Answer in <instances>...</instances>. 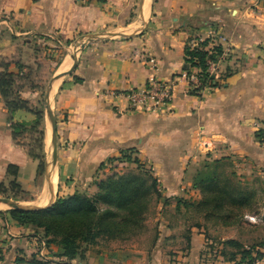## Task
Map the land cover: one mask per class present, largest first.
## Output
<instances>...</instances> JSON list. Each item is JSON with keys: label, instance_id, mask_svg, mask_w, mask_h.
<instances>
[{"label": "crops", "instance_id": "obj_1", "mask_svg": "<svg viewBox=\"0 0 264 264\" xmlns=\"http://www.w3.org/2000/svg\"><path fill=\"white\" fill-rule=\"evenodd\" d=\"M209 31L224 40L219 45L226 56L217 87L194 96L184 78V48L190 37ZM89 35L103 39L85 45L50 98L55 200L101 179L105 168H98L110 159L109 169L138 166L161 191L142 235L98 239L68 264H246L239 255L229 258L235 251L224 243L264 245V147L256 138L264 127V0H0V73L14 76L16 96L26 103L10 120L0 95V182L8 166L19 169L24 189L41 178L40 162L31 147L15 143L10 125L28 127L42 111L41 59L52 61L58 50ZM150 80L174 82L162 116L131 112L125 99L111 96ZM202 141L213 151L203 152ZM127 151L137 165L116 161ZM206 178L253 196L255 204L241 214L261 217L252 224L258 236L207 237L197 208L199 182ZM62 253L46 245L41 231L0 216V264H63Z\"/></svg>", "mask_w": 264, "mask_h": 264}, {"label": "trees", "instance_id": "obj_2", "mask_svg": "<svg viewBox=\"0 0 264 264\" xmlns=\"http://www.w3.org/2000/svg\"><path fill=\"white\" fill-rule=\"evenodd\" d=\"M190 37L184 48V69L187 73L191 69L197 70V75L202 86L217 87V82L211 83V78L206 72V61L213 59L221 53V47H215L209 55L207 49L208 40L199 43L196 47H190ZM19 87L16 86L14 76L6 72L0 73V95L9 113L10 120L13 114L22 109H26V103L16 96ZM199 96L200 94L192 93ZM35 120L26 127L22 124L12 123L10 129L12 139L22 134H29L31 138L36 135L35 147L30 149V156L40 162V172L42 164L40 148L44 136V129L40 128L44 122L42 111L38 109L34 112ZM262 131L256 133L259 141ZM132 152H123L118 163L137 165V160L131 158ZM115 160L110 159L106 164H101L99 170L108 165H112ZM14 167V168H13ZM16 166H8L6 174L16 171ZM135 173L114 174L105 180H101L97 185V192L93 198H86L84 195L74 194L65 199L58 198L54 204L45 210L24 212L10 210L0 213V216L7 214L11 220L19 225H27L33 230L42 232L46 245L56 244L63 253L60 256L63 264H68L82 253L83 246H89L98 239L116 240L125 239L135 234L140 228L145 214L148 211V202L154 196L160 198V193L156 190V182L148 173L137 166ZM15 175V172H13ZM8 175V176H9ZM15 177V176H13ZM203 198L197 208L203 213L204 221H219L224 226H233L242 216L241 212L254 205L253 196L244 193L237 185L230 182L217 183L214 178H209L200 182ZM225 247L234 249V253L229 254L233 259L239 255L246 264H253L260 255L252 257L255 249L264 248V245L250 246L246 249L235 241H227ZM223 257H228L223 251ZM35 264H45L38 263Z\"/></svg>", "mask_w": 264, "mask_h": 264}, {"label": "rangeland", "instance_id": "obj_3", "mask_svg": "<svg viewBox=\"0 0 264 264\" xmlns=\"http://www.w3.org/2000/svg\"><path fill=\"white\" fill-rule=\"evenodd\" d=\"M84 42H85V38H82V37L79 39L73 40L71 45L65 47V49H63L61 51L58 50L59 51L58 54L56 55V57L52 61L47 60L45 58V59H41V61L38 63L40 70L38 73L37 82L41 83V88H42V90H41L42 95L40 98L41 99V110H42L43 115H44V124L41 126V128L44 129V136L42 138L43 141L46 138V132H48V135H47L48 137L51 135L49 132L50 128L48 125L47 117L45 114V108H44V104H43V98L45 95L46 88H47L49 82L53 78H55V76L62 75L63 73L69 72V70L71 68L69 56L74 50V45L79 46V45L83 44ZM79 52H80V48L78 47L76 49V59L79 55ZM61 80L62 79H60L56 84H54L55 88H54L52 94L55 93L57 85H59ZM35 138H36V135H33V138H31L29 134L25 135V137H22V134H20V135L16 136L14 141L17 145L22 146V143H23L24 146L28 147V149L30 147H31V149H34ZM44 143H45V141H44ZM44 143L42 142V145L40 148V153H39L40 157H41L40 161L42 164V174H41V178L39 179L37 184H35L31 189L30 188L24 189L22 187V176H20V174H19V169L17 167H15L16 171H10L11 175H9L7 173L5 179L0 182V198L9 199V200L16 202V203L23 205V206H35V205L47 204L48 200L43 201V203L40 202V200H39L40 198L45 200L44 198H46V195H47V183H46L45 172H44L45 171V164H46L45 152H44ZM50 143H49V145H50ZM52 143H53V147H54V141H52ZM13 172H15V175H13L14 174ZM135 172L136 171L134 170V168H132V170H131L130 167H126L123 169H121V168L119 169L117 167L109 169L108 167H105V172L102 173L103 177L101 179H97V177H96V180L92 184L87 186L85 189H83L82 192H79L78 194L84 195L86 198L91 199L96 194L97 185L101 180H105L106 178H108L114 174H118V173L128 174V173H135ZM13 176H15V177H13ZM240 187H242V184L240 185ZM156 190H157V188H156ZM60 199H62V198H60ZM157 205H158V201L156 200V198L154 196H152V198L148 202V211L144 216L143 222L146 221V217H148L150 210L152 208H156ZM164 205H163V207H164ZM8 211H10V209L7 206L0 209V213H4V212H8ZM193 217H194V215L193 216L191 215L189 217V220H188L192 224L194 223ZM257 218L260 219L261 217L258 216ZM258 219L253 218V216H240V218L237 220V223H235L234 226H229V227H227V226L222 227L220 222L205 221L204 222L205 223L204 229L206 231L207 237H209V238H211V237L228 238V237L234 236V237H238L240 239L243 237H244V239H248L251 236L255 237L261 233L260 230L253 229V225H252V224H256ZM143 225L144 224L141 223L140 228L135 232L136 235L140 236L144 233V232L140 231V229Z\"/></svg>", "mask_w": 264, "mask_h": 264}, {"label": "built area", "instance_id": "obj_4", "mask_svg": "<svg viewBox=\"0 0 264 264\" xmlns=\"http://www.w3.org/2000/svg\"><path fill=\"white\" fill-rule=\"evenodd\" d=\"M208 40L207 49L209 55L214 54L211 50L215 47H220L219 42L224 41L222 38H217L216 32L209 31L203 38L201 36L193 37L190 42V47L194 48L199 43ZM226 51L221 50L219 55H216L213 59L206 61V72L208 77L211 78V83L215 82V75L218 70V65L225 58ZM197 70L185 73V81L187 84V92L189 94L203 92H209L215 88L208 86H202L201 81L197 75ZM174 93V82H162L158 80H150L144 86L136 89H129L121 94L112 93V97L123 98L127 102L129 111L140 112L146 115L158 117L167 112L168 106L172 100ZM262 131L259 143L264 147V127L260 128L257 132ZM200 149L205 153L213 151L212 143L201 142ZM157 191L160 190L157 188ZM256 253L260 255L259 258L254 260L253 264L264 262V248H258L253 251V257H256Z\"/></svg>", "mask_w": 264, "mask_h": 264}, {"label": "water", "instance_id": "obj_5", "mask_svg": "<svg viewBox=\"0 0 264 264\" xmlns=\"http://www.w3.org/2000/svg\"><path fill=\"white\" fill-rule=\"evenodd\" d=\"M82 38H85V42L79 46L74 45V50L69 56V60H70V64H71V68H70L69 72L63 73L62 75L55 76V78H53L49 82V84L46 88V91H45L44 98H43L45 114H46L48 125L50 128L49 132H50V134L54 140V147H55V154L53 155L51 152L50 145H48V143H47L48 132H46V138L44 140L45 141L44 152H45V162H46L44 172H45V179H46V183H47V194L49 196L48 202H47V204H44V205L23 206V205H20L16 202H13L9 199L0 198V204L6 205L7 207H9L10 210H18V211H24V212L45 210V209L50 208L55 202V197L53 194V188H52V183H51V174H52L53 165H54L55 156H56L57 136H56V121H55L54 112L52 110V106L50 103V98L52 95V90H53L54 84H56L60 79L68 76L71 73V71L73 70V68L76 64V49L79 47L80 51H81L85 47L86 44L93 42V41H96V40L103 39L102 37L97 36V35H89V36H85Z\"/></svg>", "mask_w": 264, "mask_h": 264}, {"label": "bare ground", "instance_id": "obj_6", "mask_svg": "<svg viewBox=\"0 0 264 264\" xmlns=\"http://www.w3.org/2000/svg\"><path fill=\"white\" fill-rule=\"evenodd\" d=\"M54 87V86H53ZM53 91V90H52ZM52 138V136L50 135L48 138H47V143H48V145H49V143H50V139ZM50 148H51V150H52V152H53V150H54V147H53V143H52V141H51V143H50ZM46 201V200H45ZM3 207H6V205H4V204H0V209L1 208H3Z\"/></svg>", "mask_w": 264, "mask_h": 264}]
</instances>
